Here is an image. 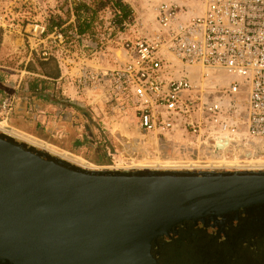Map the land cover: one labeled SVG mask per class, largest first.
Masks as SVG:
<instances>
[{"label":"water","instance_id":"95a60500","mask_svg":"<svg viewBox=\"0 0 264 264\" xmlns=\"http://www.w3.org/2000/svg\"><path fill=\"white\" fill-rule=\"evenodd\" d=\"M0 264H264V170L89 169L0 132Z\"/></svg>","mask_w":264,"mask_h":264},{"label":"built area","instance_id":"2783aa9c","mask_svg":"<svg viewBox=\"0 0 264 264\" xmlns=\"http://www.w3.org/2000/svg\"><path fill=\"white\" fill-rule=\"evenodd\" d=\"M69 1L73 8L93 0ZM5 19L0 13V22ZM13 27H4L5 37ZM17 29L30 58H53L47 43L67 41L61 29L50 32L45 22ZM118 44L125 62L81 67L78 98L101 92L118 118L132 116L143 134L157 140L186 143L198 161L264 158V0L161 2L153 34L120 38ZM14 103H0L3 120Z\"/></svg>","mask_w":264,"mask_h":264},{"label":"rangeland","instance_id":"374dc122","mask_svg":"<svg viewBox=\"0 0 264 264\" xmlns=\"http://www.w3.org/2000/svg\"><path fill=\"white\" fill-rule=\"evenodd\" d=\"M121 1L131 9L127 18H123L114 3L107 4L106 0L86 4L94 10L101 2V6H106L94 17L91 31L80 35L82 40L75 36L77 20L90 18L91 13L82 10L76 15V6L71 8L69 0H0V13L6 16L0 22V80H3L0 88L7 86L4 99L15 97L9 119L5 121L0 117V132L89 169L264 170V158L260 157H247L243 159L245 162L240 158H201L198 161L186 143L175 145L157 140L143 134L132 116L118 118L102 101L101 92L79 96L83 100L73 97L77 94L75 80L81 67L96 70L125 62V52L118 44L120 38L134 40L153 34L156 6L172 2ZM53 18L64 22L60 29L67 41L65 46L49 42L47 49L51 50L56 65L62 68L65 81L61 87L47 81L45 101L28 91L29 83L38 77L29 71L30 74L23 76L20 72L31 63L37 65L40 58H30L25 42L21 51L13 48L21 35H16L14 29L33 21L45 22L49 27ZM8 26H14L13 32L5 37L4 27ZM14 74L19 75L18 78L13 77ZM21 79L23 83L19 85ZM93 99L98 100L95 105L91 103Z\"/></svg>","mask_w":264,"mask_h":264},{"label":"trees","instance_id":"16d2710c","mask_svg":"<svg viewBox=\"0 0 264 264\" xmlns=\"http://www.w3.org/2000/svg\"><path fill=\"white\" fill-rule=\"evenodd\" d=\"M104 1V0H103ZM107 4L114 3V7L119 9L121 13L123 14V18H127V16L131 13V9L129 8L128 5H124L121 0H106ZM102 3V2H101ZM100 7H96L97 10L93 9L92 6L86 5V4H80L75 7L76 15H80L81 11L84 10L86 13H91L90 18H84V19H78L77 20V32L79 35H85L91 29L93 28V23H94V17H96L97 13L102 10L106 5H102ZM99 6V5H98ZM64 22L62 20H57L56 18L51 19V24L49 26V31L52 32L55 28H62ZM1 31V30H0ZM38 64L35 65L31 63L29 66H27L25 69L27 71L40 74L43 77L47 79H58L61 76V70L58 66L56 65V60L53 58H50L48 60H37ZM2 79V78H0ZM0 84H3V80H0ZM48 80L37 78L33 82L29 83L28 91L31 94L37 95L39 99H43V96L47 94V87L45 84L47 83ZM39 93H38V91ZM42 93V94H41Z\"/></svg>","mask_w":264,"mask_h":264},{"label":"crops","instance_id":"0c3cea01","mask_svg":"<svg viewBox=\"0 0 264 264\" xmlns=\"http://www.w3.org/2000/svg\"><path fill=\"white\" fill-rule=\"evenodd\" d=\"M14 33H16V35L17 34H19L20 33V30L19 29H14ZM6 43H8V45L11 43L10 42V39H8V40H6ZM24 41H23V38H22V35H19L18 36V39H17V41H16V45H14V49H16L17 51L19 50V51H21V49H23V46H24ZM21 48V49H20ZM16 51V52H17ZM26 71V72H25ZM20 72H22V76L26 73V74H30L28 71H27V69H24L23 71H20ZM31 75H34L35 77H38V78H41V79H45V80H48L49 81V83H51L52 84V82H54V83H58V85H59V87H61V85L64 83V81H65V74H64V72H63V70H62V68H61V76L58 78V79H47V78H45V77H43L42 75H40V74H36V73H34V74H31ZM17 76V78H18V76L19 75H13V77H16ZM23 82H22V79L20 80V83H19V85H21ZM53 83V84H54ZM46 85H47V83H46ZM7 86L6 85H4V86H2L1 88H0V102H2L3 100H4V95L5 94H7V92H8V89L6 88ZM18 87V86H17ZM11 89V88H10ZM38 91V90H37ZM38 93H39V91H38ZM42 94V93H41ZM10 95H11V91H10ZM37 95H40V94H37ZM36 95V96H37ZM13 96H16V95H13ZM73 97H75L76 99H80V98H78L77 96H76V93H74L73 94ZM11 98V97H10ZM12 98H15V97H12ZM43 99L46 101L47 100V95H45V96H43ZM42 99V100H43ZM49 99V98H48ZM78 101H80V100H78Z\"/></svg>","mask_w":264,"mask_h":264},{"label":"bare ground","instance_id":"6f19581e","mask_svg":"<svg viewBox=\"0 0 264 264\" xmlns=\"http://www.w3.org/2000/svg\"><path fill=\"white\" fill-rule=\"evenodd\" d=\"M227 146V145H226ZM223 149L225 148V147H222ZM224 160V159H223Z\"/></svg>","mask_w":264,"mask_h":264}]
</instances>
